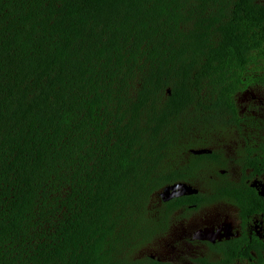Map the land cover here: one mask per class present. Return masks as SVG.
I'll return each instance as SVG.
<instances>
[{
	"label": "trees",
	"instance_id": "16d2710c",
	"mask_svg": "<svg viewBox=\"0 0 264 264\" xmlns=\"http://www.w3.org/2000/svg\"><path fill=\"white\" fill-rule=\"evenodd\" d=\"M252 85L264 0H0V264H159L168 163Z\"/></svg>",
	"mask_w": 264,
	"mask_h": 264
},
{
	"label": "flooded vegetation",
	"instance_id": "af4514ba",
	"mask_svg": "<svg viewBox=\"0 0 264 264\" xmlns=\"http://www.w3.org/2000/svg\"><path fill=\"white\" fill-rule=\"evenodd\" d=\"M235 95L237 114L245 119L241 130H217L204 145L168 163L174 181L156 191L152 203L169 221L135 259L159 264L264 261V89L252 85ZM253 119L260 122V131ZM193 156L208 158L191 171ZM168 209L173 211L167 214Z\"/></svg>",
	"mask_w": 264,
	"mask_h": 264
},
{
	"label": "water",
	"instance_id": "95a60500",
	"mask_svg": "<svg viewBox=\"0 0 264 264\" xmlns=\"http://www.w3.org/2000/svg\"><path fill=\"white\" fill-rule=\"evenodd\" d=\"M202 153H204V151H202V152H196L195 154H202ZM180 187H181L182 189L185 188L183 185H181ZM169 190H170V189L165 190V191H164V194H165V195H168V194L166 193V191H169ZM171 190H175V187H172ZM176 195H177V194H176Z\"/></svg>",
	"mask_w": 264,
	"mask_h": 264
}]
</instances>
